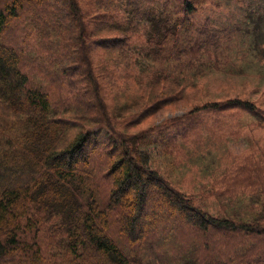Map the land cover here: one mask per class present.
I'll return each instance as SVG.
<instances>
[{
    "label": "trees",
    "instance_id": "1",
    "mask_svg": "<svg viewBox=\"0 0 264 264\" xmlns=\"http://www.w3.org/2000/svg\"><path fill=\"white\" fill-rule=\"evenodd\" d=\"M58 1L0 0V264H264L263 141L243 168L247 180L240 170L204 185L211 200L183 195L158 162L151 166L153 151L165 166L183 153L221 164L189 147L201 113L214 120L264 111L240 96L194 98L203 69L222 64L235 35L246 45L249 33L264 30V6L247 14L252 29L250 23L220 30L211 18L197 19L217 0ZM19 20L27 34L14 45L7 34ZM258 40L250 46L260 53ZM26 61L29 71L21 68ZM180 111L183 117L148 131L153 120ZM127 113L131 127L144 129L120 130ZM92 143L95 152L86 156ZM150 191L165 201L153 207ZM181 218L198 246L182 249L180 229H167ZM212 231L226 237L214 254Z\"/></svg>",
    "mask_w": 264,
    "mask_h": 264
},
{
    "label": "rangeland",
    "instance_id": "2",
    "mask_svg": "<svg viewBox=\"0 0 264 264\" xmlns=\"http://www.w3.org/2000/svg\"><path fill=\"white\" fill-rule=\"evenodd\" d=\"M4 1L9 2L11 0ZM42 6V9L46 12L51 11L49 5ZM263 6L264 0H217L215 3L210 1L199 10L197 19L205 21L211 18L214 26L220 30L227 25H238L241 30H245L250 23L252 29L253 21L247 14L250 15L256 8H261ZM23 16L25 15L23 14ZM18 22H20V25L16 23L12 29H9V33L7 34L9 42L12 44L14 43V45H20V41H22V39L25 38V34H27V31L23 30L24 22L21 20ZM32 32L35 33L34 30ZM249 34L250 40L246 45H243L246 39L242 34L239 33L238 36L235 35L234 41L229 42L235 49H229L224 52V58L220 66L211 67V69L205 67L203 69V75L198 82L199 90L197 94H194V98H199L202 101H213L216 99L225 100L226 98H237L240 96L244 99L253 101L264 109V30L262 29V32L260 30L258 36H255L253 33ZM256 38H259L258 43L261 45L263 52L259 53L254 51L251 47L252 45L250 46V43H253V40ZM35 39L36 37L32 36L30 40H28L32 48L36 44ZM91 56L96 60V56L92 53ZM28 65L27 61L23 62L21 68H23L24 71H29L30 67ZM45 89L50 91V93L55 92L52 91L51 88ZM235 113L236 114H226L222 119L214 120H210L204 113H201L199 118L195 121L199 124L198 132H193L190 136L189 147L196 148L198 146L201 151L211 153L213 156H218L222 159L221 164L218 162L205 161L204 159L201 162L189 160V157L183 153L181 156L182 159L178 160V157L175 156L173 159L174 162L169 166H165L166 161L158 156L159 151H153L151 154V166H153L155 161L158 162L162 166V169L166 171L170 184L177 190H180L183 195L194 197L195 199L203 197L204 200H211V196L203 194V187L209 181L212 183L211 186L216 185L218 183V178L221 176L232 175L236 177L239 175L237 172L241 170L239 178L247 180L249 173L246 171L243 172V168L253 162L247 161V159L253 154H257L259 148L262 147L260 142H264V111H258L253 115L247 114L241 109V111L238 110V112ZM182 114V111L174 114L166 112L163 116L152 121V125L149 126L152 127V129L148 131L152 132L160 129V127L164 126L165 122L171 123L183 117ZM132 118L131 113H127L125 118L118 122V128L123 130L124 133L129 132L131 134H136L140 132L141 129H144L138 128V126L131 127L132 122L130 120H132ZM181 122H185V120H180L177 123ZM202 136L214 137L207 141L198 140L197 137ZM101 148H103V146ZM96 151L97 154L92 156V160L93 164L98 166L102 164L98 157L103 151H101V149H97ZM94 152L95 147L92 143L86 149V156H91ZM230 169H233L236 173H230ZM96 170H98L97 167ZM96 170H92L93 176L100 181L102 187L107 186V179L104 180ZM111 181L112 179L110 182ZM256 189L258 188H248L243 190V192L249 195L250 191ZM110 191L111 188L109 189V192ZM107 194L105 200L108 197ZM149 195L151 199H154L151 201L153 207L158 204L155 200L165 201L164 198H161L157 194L154 195L151 191ZM166 207L170 212L168 216L173 218L176 210L169 205ZM144 219L146 222L151 221L149 215H145ZM167 225L169 226L167 227L168 230H181V232L178 230L179 236H176V242L181 240L180 242L183 244L181 246L182 249H187L184 248V244H186V246L198 244L195 239L194 230L182 218L171 224L167 222ZM176 225L180 227L177 226L175 228ZM211 234L210 245L214 254L217 252L219 244L226 241V237L214 231H212ZM112 237L116 239V243H121V237L117 235H113ZM203 239L204 241H202V244L204 245L206 241L205 236ZM236 241L239 242V240ZM234 244L236 245L237 243ZM177 245L178 244L173 243L171 247H177ZM252 247H254V245H252ZM220 251L226 254L225 249L221 248ZM256 251L257 250H255V252ZM238 254L240 256L243 255V253ZM214 262H216V260H213L212 263Z\"/></svg>",
    "mask_w": 264,
    "mask_h": 264
}]
</instances>
